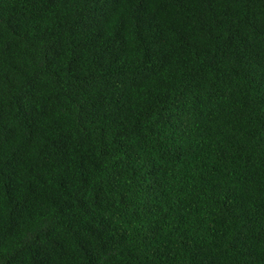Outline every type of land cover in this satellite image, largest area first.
I'll list each match as a JSON object with an SVG mask.
<instances>
[{
  "label": "trees",
  "instance_id": "trees-1",
  "mask_svg": "<svg viewBox=\"0 0 264 264\" xmlns=\"http://www.w3.org/2000/svg\"><path fill=\"white\" fill-rule=\"evenodd\" d=\"M0 264H264V0H0Z\"/></svg>",
  "mask_w": 264,
  "mask_h": 264
}]
</instances>
